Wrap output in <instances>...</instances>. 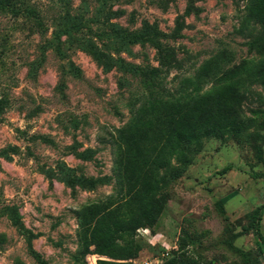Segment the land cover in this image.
I'll use <instances>...</instances> for the list:
<instances>
[{
	"label": "rangeland",
	"instance_id": "rangeland-1",
	"mask_svg": "<svg viewBox=\"0 0 264 264\" xmlns=\"http://www.w3.org/2000/svg\"><path fill=\"white\" fill-rule=\"evenodd\" d=\"M253 1L0 0V264H264L250 226L264 205V16L241 20ZM217 54L220 74L262 73L241 88L247 127L182 148L157 215L115 237L132 258L98 254L97 217L136 205L126 188L107 199L118 130Z\"/></svg>",
	"mask_w": 264,
	"mask_h": 264
},
{
	"label": "trees",
	"instance_id": "trees-1",
	"mask_svg": "<svg viewBox=\"0 0 264 264\" xmlns=\"http://www.w3.org/2000/svg\"><path fill=\"white\" fill-rule=\"evenodd\" d=\"M262 7L264 5L259 6L257 1H253L241 20L249 23L254 15L262 19ZM164 54L166 57H175V53L167 49ZM213 58L203 63L194 74L183 77L177 91L162 88L151 97H146L142 107L134 110L130 121L118 130L116 153L120 164L117 173L120 191L107 199L119 198L126 188L124 194L136 205L130 216L123 215L120 206L110 208L97 217L94 231L99 235L95 241L101 242L98 254L114 259L132 258L133 255L130 254L134 252L130 248L123 250L115 237L132 235L157 215L160 207L154 202V197L165 182L162 171L171 166L182 148L209 135H227L247 127L240 109L243 99L241 88H245L246 80L256 75L261 78L262 73L257 70L254 71L255 74L246 75V78L244 71H224L220 74L222 56L217 54ZM217 59L218 63L215 62ZM174 60L170 59L171 62ZM230 74L233 77H229ZM236 77H239L238 80L227 88L229 82ZM129 145H135L136 152L127 149ZM263 213L264 205L253 212L250 223L262 253L264 237L260 221ZM118 252L123 255H118Z\"/></svg>",
	"mask_w": 264,
	"mask_h": 264
},
{
	"label": "built area",
	"instance_id": "built-area-1",
	"mask_svg": "<svg viewBox=\"0 0 264 264\" xmlns=\"http://www.w3.org/2000/svg\"><path fill=\"white\" fill-rule=\"evenodd\" d=\"M144 231H147V230H144ZM163 245L166 251L170 249V246L167 245L166 243H164ZM147 264H150V263H147Z\"/></svg>",
	"mask_w": 264,
	"mask_h": 264
}]
</instances>
